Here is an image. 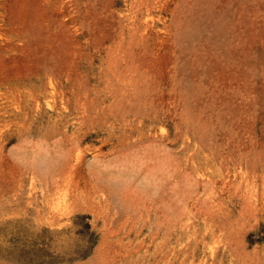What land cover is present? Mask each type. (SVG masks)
Here are the masks:
<instances>
[{"label":"rangeland","instance_id":"1","mask_svg":"<svg viewBox=\"0 0 264 264\" xmlns=\"http://www.w3.org/2000/svg\"><path fill=\"white\" fill-rule=\"evenodd\" d=\"M0 264H264V0H0Z\"/></svg>","mask_w":264,"mask_h":264}]
</instances>
